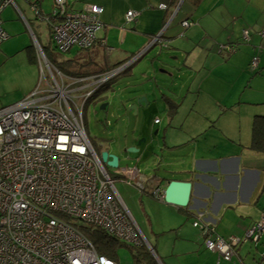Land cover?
Segmentation results:
<instances>
[{
	"label": "crops",
	"instance_id": "obj_1",
	"mask_svg": "<svg viewBox=\"0 0 264 264\" xmlns=\"http://www.w3.org/2000/svg\"><path fill=\"white\" fill-rule=\"evenodd\" d=\"M32 1L42 14H47L42 9L45 0ZM66 1L73 11L81 10L86 4L102 8L99 42L87 50L102 61L73 63L54 58L67 72L52 62L66 76L78 78L127 65L124 71L130 69L134 66L132 60L148 47L175 13L158 47L165 44L167 51L163 53L162 48V58H169L176 65H170L168 71L166 66L154 61L147 71L149 74L144 75L148 83L137 85L138 94L128 103V106L135 104L136 98L145 96L148 108H154L151 113L162 114L160 118L155 115L153 127L144 125L146 130L157 132L155 136L161 132L153 149L155 154L146 156L149 151L144 149L145 156L136 158L142 162L141 169L135 163L124 167L139 171L131 184L126 183L139 194L138 203L133 204L134 218L119 196L136 226L142 246L148 247L159 264H163V259L164 264H264V231L257 243L237 247L235 256L227 263L205 249V236L192 226L199 221L211 229L212 237L240 239L264 217V153L252 148L253 122L258 117L264 118V0ZM15 3L16 8L9 6L1 14L3 28L8 38L29 33L33 42L29 48L34 52L30 61L38 64L41 71L37 48L43 46L36 37L39 23L44 22L36 19L25 0ZM160 5L167 7L162 10ZM21 6L28 7L30 19ZM128 12L136 16L126 23ZM184 21L189 22V27H182ZM244 31L249 33L245 41ZM226 44L236 45L237 50L220 53L218 47ZM253 57L258 59L256 70L250 68ZM158 69L163 75V70L170 72L171 79L183 78L182 83L173 85L176 93L166 89V81L164 86L157 76L160 73L155 74ZM151 83L154 85L149 86ZM144 111L137 107L135 115ZM258 130L260 135L264 124ZM142 137L137 135L134 139L138 141ZM137 141L126 144L125 148L134 147ZM124 160L134 159L129 156ZM170 181L192 185L186 207L168 205L150 195L153 188H159L163 194ZM199 214H202L200 220ZM160 236L165 238V245L172 244V249L163 247L164 243L158 241ZM167 254L171 255L169 259L165 257Z\"/></svg>",
	"mask_w": 264,
	"mask_h": 264
},
{
	"label": "built area",
	"instance_id": "obj_2",
	"mask_svg": "<svg viewBox=\"0 0 264 264\" xmlns=\"http://www.w3.org/2000/svg\"><path fill=\"white\" fill-rule=\"evenodd\" d=\"M25 1L36 19L46 24L59 54L73 48L87 51L99 42L97 33L103 28L100 6L86 4L73 11L66 0H53L45 15L36 2ZM9 6L16 8L15 0H0V45L8 38L1 14ZM135 16L128 12L125 22ZM181 25L187 28L189 22ZM248 38L244 31L242 40ZM236 48L233 44L218 47L227 54ZM38 51L43 75L40 85L22 101L0 109V264H119L99 255L81 230L142 246L112 179L131 184L139 171H106L86 136L82 113L85 103L128 65L93 76L69 77L40 47ZM257 63L253 57L250 68L256 70ZM150 195L163 201L159 188H153ZM198 217L200 220L202 214ZM192 226L205 236V249L228 263L237 247L258 242L264 217L240 239L212 237L211 229L199 221Z\"/></svg>",
	"mask_w": 264,
	"mask_h": 264
},
{
	"label": "rangeland",
	"instance_id": "obj_3",
	"mask_svg": "<svg viewBox=\"0 0 264 264\" xmlns=\"http://www.w3.org/2000/svg\"><path fill=\"white\" fill-rule=\"evenodd\" d=\"M15 2L18 3V0H15ZM52 5L53 0H45L42 2L43 11L48 14ZM27 8L26 6L25 8L21 6L25 16L30 19L32 14ZM14 16H16L15 13ZM1 18H3V16H1ZM39 27L40 32L37 34V40L40 45L46 47L50 53H53L54 58L58 59V61L70 60L73 63H77L90 59H94L97 62L101 60L96 54L91 55L89 51L78 52L75 48L71 49L68 53L59 54L53 48L54 45L51 43L48 28H46L44 23H39ZM32 43L29 33L25 32L23 35L9 36L0 46V109L22 101L35 89L40 79L43 80L42 69L40 71L39 65L33 60L30 61V57L34 55L33 50L29 48ZM157 51L158 48H156L152 54ZM165 51L167 50H163V53ZM106 59H109V57H106ZM173 63L174 62H170L169 58H162L161 56L160 65L166 66L168 71L170 70L169 66ZM146 64L145 61H140L127 71L114 77L111 82L104 85L106 90L101 92L97 98L93 100L89 99L83 107L82 117L85 133L93 149H99L100 152H107L109 155L117 156L119 158V168L131 167V163H135L138 165L139 169H141L142 162H137L136 158L146 154L144 153V149H148L149 151L146 156H152V153L155 154L153 149L161 137V132H158L157 136H153L154 130H151V128L150 130H146L144 128V125H147L148 128L153 127L152 120L155 118V115L160 118L162 115L160 111L153 114L151 112L154 111V108H146L144 114L134 115L135 112L128 110L130 107L128 106L129 101L138 94L135 92V87L148 83V80L144 77V74H149L147 72L149 68L146 69ZM163 72L165 76L163 73H160V69H158L155 74L160 73L157 76L164 81V86L166 81L168 84L166 85V89L176 93L177 89L173 87V85L175 83L177 85L182 83L183 78L181 81L179 76L170 79L166 75L170 72L164 70ZM45 74L47 75L46 71ZM150 85L153 86L154 84L151 83L149 86ZM219 88L223 90V87ZM102 104H107L104 111L99 109ZM157 128L158 127L155 126V130ZM137 135H142L144 138H147L146 143L139 147V152L137 154H124L123 150L125 149V145L134 144L135 141H137L134 139ZM96 153L100 157L101 153ZM127 155L131 156L134 160L132 162L124 160V157L126 159ZM104 166L106 171L111 174V170L105 164ZM112 179L115 189L134 218L135 211L133 210V204L134 202L138 203V191L128 187L126 183L118 181L113 176ZM158 241L164 243V245L162 244L163 247L165 246L172 249V244H170V246L168 244L165 245V238L160 236ZM118 244L114 252L113 260L119 264H144L141 262L140 258L137 257L138 253H140V248L135 249L132 245ZM144 247L149 251L147 246ZM157 256L160 257L158 254ZM170 256L171 255L167 254L165 257L169 259ZM161 261L163 264L166 263L164 259ZM155 263L159 264L158 262Z\"/></svg>",
	"mask_w": 264,
	"mask_h": 264
},
{
	"label": "water",
	"instance_id": "obj_4",
	"mask_svg": "<svg viewBox=\"0 0 264 264\" xmlns=\"http://www.w3.org/2000/svg\"><path fill=\"white\" fill-rule=\"evenodd\" d=\"M174 16H175V13L172 14L170 21L167 23L165 28L168 26V24H170V22L172 21ZM164 29L152 38V41L150 42L148 47L144 51H142V53H140L137 57H135L131 63H133L135 65V64L139 63L140 61H145L147 63L146 69L151 67L153 65L154 61H157L158 63H160L161 55H162V53H161L162 48H164V50L167 48L165 44L162 45L161 48L158 47V44L159 43L161 44V42L164 41L163 40ZM156 48H159L158 51L156 53L152 54V52ZM171 68L174 69L176 67L172 66ZM175 70H178V69H175ZM166 75L170 79L173 77L171 73L166 74ZM148 104H149V102L147 101L146 97L142 96L140 98H136V103L130 105L128 110L133 111L136 114L137 107H142V108L146 109V108H148ZM106 107H107V104H102L99 109L104 111L106 109ZM156 133L157 132H153L152 135L155 136ZM143 143H146V139L140 138L136 142L134 147L125 148L123 150V153L124 154H137L139 152V147ZM127 156L128 157L126 159H129V155H127ZM100 160L103 164H105L110 169L119 168V158L115 155H109L107 152H102L100 154ZM191 189H192V185L188 182L170 181V182H168L167 187L164 190V193L162 194L163 195V202L165 204H168V205L184 208L187 206V204L189 202Z\"/></svg>",
	"mask_w": 264,
	"mask_h": 264
},
{
	"label": "trees",
	"instance_id": "obj_5",
	"mask_svg": "<svg viewBox=\"0 0 264 264\" xmlns=\"http://www.w3.org/2000/svg\"><path fill=\"white\" fill-rule=\"evenodd\" d=\"M41 50L45 57L50 61L53 62L56 66H58L59 69H61L63 72H67L64 67H62V64L57 63L56 60L54 59L53 54L49 52V50L46 47H41ZM49 56V58L47 57ZM111 69V68H110ZM106 90V87L101 88L99 91H97L91 98L90 100H93L94 98H97V96ZM261 124H264V118L263 117H258L254 120L253 122V127H252V148L255 149L258 152H263L264 153V134H262L264 131H261L262 135H258V129ZM95 152L100 153L99 149L94 150ZM85 229V227H82ZM86 237L92 242V244L95 246L97 253L101 256H104L108 259H114V252L116 247L119 245L118 241L106 236L105 234L94 231V232H89L86 230H81ZM135 249L140 248V253H138V256L144 264H156L155 260L153 259L152 255L146 250L144 246L140 247H134Z\"/></svg>",
	"mask_w": 264,
	"mask_h": 264
},
{
	"label": "flooded vegetation",
	"instance_id": "obj_6",
	"mask_svg": "<svg viewBox=\"0 0 264 264\" xmlns=\"http://www.w3.org/2000/svg\"><path fill=\"white\" fill-rule=\"evenodd\" d=\"M125 69H126V68H125ZM125 69H124V70H125ZM142 138H144V137H142Z\"/></svg>",
	"mask_w": 264,
	"mask_h": 264
}]
</instances>
